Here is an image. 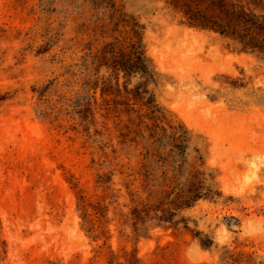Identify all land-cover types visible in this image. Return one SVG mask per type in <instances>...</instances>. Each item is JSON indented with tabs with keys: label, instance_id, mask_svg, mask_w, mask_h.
I'll return each mask as SVG.
<instances>
[{
	"label": "rangeland",
	"instance_id": "rangeland-1",
	"mask_svg": "<svg viewBox=\"0 0 264 264\" xmlns=\"http://www.w3.org/2000/svg\"><path fill=\"white\" fill-rule=\"evenodd\" d=\"M0 264H264V0H0Z\"/></svg>",
	"mask_w": 264,
	"mask_h": 264
},
{
	"label": "trees",
	"instance_id": "trees-1",
	"mask_svg": "<svg viewBox=\"0 0 264 264\" xmlns=\"http://www.w3.org/2000/svg\"><path fill=\"white\" fill-rule=\"evenodd\" d=\"M136 96H140V95H142V91L139 89V90H137V93L135 94ZM139 99V98H138ZM146 105L147 106H149V102H148V100L146 101ZM82 116H83V118H82V120H84L83 122L85 123V127H87L88 125H87V120H86V116H87V114L85 113V112H83L82 113Z\"/></svg>",
	"mask_w": 264,
	"mask_h": 264
}]
</instances>
